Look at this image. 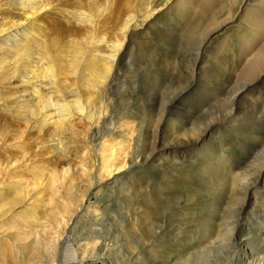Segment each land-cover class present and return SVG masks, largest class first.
Segmentation results:
<instances>
[{
	"label": "rangeland",
	"instance_id": "374dc122",
	"mask_svg": "<svg viewBox=\"0 0 264 264\" xmlns=\"http://www.w3.org/2000/svg\"><path fill=\"white\" fill-rule=\"evenodd\" d=\"M30 2L46 4L0 0V264H230L229 245L186 248L203 238L202 220L220 222L210 203L221 206L264 166V0H55L34 11ZM12 35L33 59L1 46ZM25 68L30 83L18 77ZM179 94L173 124L165 105ZM65 99L91 115L71 112L57 126L49 104ZM233 108L244 113L214 124L206 145L176 156L180 146L164 141L183 124L199 134ZM162 116L165 150L125 162L129 150L145 154L147 121ZM214 151L234 178L203 173ZM253 187L250 206L264 202V173ZM158 190L171 197L152 204ZM251 213L239 232L255 228L264 252V224Z\"/></svg>",
	"mask_w": 264,
	"mask_h": 264
},
{
	"label": "bare ground",
	"instance_id": "6f19581e",
	"mask_svg": "<svg viewBox=\"0 0 264 264\" xmlns=\"http://www.w3.org/2000/svg\"><path fill=\"white\" fill-rule=\"evenodd\" d=\"M55 1V0H52ZM51 0H45L46 4L45 5H41L38 8L41 9H45L49 6L50 3H52ZM24 5V4H23ZM25 9H29V10H35L38 9L37 6H35V3L30 2L29 4L25 3L24 5ZM255 17V16H254ZM255 20V18H254ZM258 21V20H257ZM260 21L263 22L264 24V20L261 19ZM259 23V22H258ZM21 22H16L13 23V26L17 27L19 25H21ZM258 25V24H257ZM256 26V24H255ZM259 27V26H258ZM38 39V38H37ZM255 40V39H254ZM39 41V40H38ZM259 44V43H258ZM3 48H11L14 49L15 51H18V56L23 59V60H27L30 61L31 59L34 58V55L31 54V52H29V49L26 47V44H22L20 42V39H18V37H15V35H12L10 37H7V39H5L4 44L1 45ZM39 50H41V52L39 53L40 55H42L44 58L49 56V51L47 46H45L44 44H40L39 45ZM114 57V56H113ZM110 58V60L108 61L109 65L107 69H111V63L115 60ZM257 59H259L257 61V63L259 64H263L264 63V46L261 49V51L258 53ZM256 61V60H255ZM3 62L6 61H2L0 63V71H4L5 69V63L3 64ZM76 71V70H75ZM107 71V70H106ZM110 71V70H108ZM259 71V69H258ZM264 71V69L262 70V72ZM261 72V73H262ZM109 74V73H108ZM260 75V74H259ZM20 81L22 83H30L32 81V79L34 78L32 76V72L29 71V69H24L21 71L20 75L18 76ZM103 78V76H101ZM107 77V76H106ZM106 77L104 76V79H106ZM100 80V78H99ZM163 86V85H162ZM161 85L159 87H157V89H152L153 91H160L161 89ZM94 91L96 92L97 90L99 91L98 87H94L93 88ZM96 89V90H95ZM75 90V89H74ZM37 92L34 91V94L31 93L32 97H35L38 93V90L36 89ZM73 91V90H71ZM77 91V90H75ZM162 91V90H161ZM189 92V91H188ZM74 93V92H73ZM76 93V92H75ZM70 94V93H68ZM155 94V93H154ZM66 97H68L66 94H64ZM181 94L175 96V98H171V100L166 103L165 105V112L167 111L168 116H169V122H173V124H175V122L177 121V118L179 119L180 116H182L179 113V110L176 106V99L180 96ZM91 99V98H90ZM152 104V103H151ZM50 106L54 107V110L56 114H58V118L55 119L56 120V125L57 126H61L62 123L64 122L63 120L65 118H67L66 114H69L71 112H74L76 114H80V115H86V114H90L89 110L87 109V107L84 105V103H82L79 99H77L76 101L74 100H67L65 99L63 102L61 103H54V102H50L49 104ZM153 105V104H152ZM91 109V108H90ZM182 109V108H181ZM203 110V109H202ZM201 111V110H199ZM198 111V112H199ZM88 112V113H87ZM182 112V111H180ZM192 112V111H191ZM242 110L238 111L235 110L234 108L230 111L227 112V116L225 118H221L218 119L217 121H212L210 124L207 125V128L204 129L203 131H200L199 134H195L194 136H189L186 135L188 128L190 125H192V123L189 124V126H185L184 124L182 125V127H178L179 129H171V133H167L165 135V139L164 141L167 142V144L171 145V146H180L179 148H177L176 150L174 149V153L176 154V156H179L180 154V149L181 148H189L190 146L192 147H196L201 143L202 146L206 145L205 143L207 142V137H208V132L212 131L213 129V125L218 123V122H222L227 120L226 118L229 117L228 119H230L229 121H235L236 118H233V116L237 113V115L242 114ZM188 113V112H187ZM193 113V112H192ZM191 113V115H192ZM244 113V112H243ZM249 113V112H248ZM93 114V113H92ZM185 114V113H184ZM91 115V114H90ZM164 115V114H163ZM250 115V114H249ZM248 115V116H249ZM89 116V115H87ZM165 116V115H164ZM185 116V115H184ZM50 117V116H49ZM100 117H97V120H99ZM151 118V117H150ZM196 117L192 118V122L195 120ZM232 118V119H231ZM96 119V117H95ZM190 119V118H189ZM149 120V119H148ZM153 120V118H152ZM150 120V121H152ZM246 120V119H245ZM100 121V120H99ZM148 122V128L149 129V135H148V139L150 142H147L146 144L148 145V147L146 148V150L144 151L145 154H140V152L137 154L134 150V152L132 150H129L128 152H126L124 157V161L126 162V158L127 160L129 158L133 157H138L143 160V161H149V159H154V156L156 155V153L158 154L159 152H162L165 150V148L167 147H162L160 144V141L162 138V134H161V128L162 126H164L167 122V118L165 117H160L157 122L154 124L153 126V122ZM184 121V119H183ZM256 121V120H255ZM246 122V121H245ZM249 122V121H248ZM98 123V121L96 122V124ZM243 123V122H242ZM145 124V123H144ZM65 125V122H64ZM146 125V124H145ZM247 125V124H246ZM220 126V125H219ZM248 126V125H247ZM145 128V127H144ZM216 128V127H215ZM248 129V127H247ZM245 130V127H244ZM252 130V129H251ZM258 130V129H257ZM261 130V129H260ZM258 130V132L260 131ZM147 132V131H146ZM145 132V133H146ZM243 132V131H242ZM247 132V130H246ZM245 133V132H244ZM243 133V134H244ZM255 133V132H254ZM264 133V132H263ZM143 135V134H142ZM256 135V134H254ZM146 136V135H145ZM251 137V136H250ZM146 138V137H145ZM246 138V137H245ZM260 138V137H259ZM252 139V138H249ZM262 139V138H261ZM148 141V140H147ZM254 141V140H253ZM211 142V141H210ZM219 143V142H218ZM257 144V143H256ZM210 146V145H209ZM260 147V146H259ZM134 148V147H133ZM164 150H163V149ZM206 148V147H204ZM257 148V147H255ZM130 149V148H129ZM193 149V148H192ZM210 149V148H209ZM157 150H159V152H156ZM207 150V149H206ZM215 150V149H214ZM255 150V149H254ZM217 151V150H216ZM258 152L261 151V149L257 150ZM116 153V152H115ZM210 153V152H208ZM212 153H210L211 156ZM253 155V154H252ZM259 155V154H258ZM175 156V158H177ZM207 156V155H206ZM225 154L224 153H213V155L211 156V160L210 162L208 161V163H205L206 165L203 166L201 164V167L199 165V167L201 169H205L203 170V173H214L216 176V180H224L227 176H231L232 178H234L237 175V168L234 166H230L227 167L225 162ZM254 156V155H253ZM256 156V154H255ZM231 159V158H230ZM209 160V159H208ZM229 160V159H228ZM124 162V163H125ZM132 162V161H131ZM123 163V164H124ZM229 163V162H228ZM128 164V163H127ZM126 165V164H125ZM230 165V164H229ZM198 167V168H199ZM116 168V167H115ZM121 166L118 168L120 169ZM195 168V167H194ZM113 169L114 168H110V170L108 171V175L110 176L113 173ZM250 172V171H249ZM248 173V171H247ZM264 173V166H262V168L260 170H258V173L256 175V177L254 178V181L252 182H247L244 184L243 186H238L237 184L235 185V188H232V191L229 192L228 198L225 199L223 201V203H221V206H219L218 208L216 207L215 204H213V202L210 203L209 207V212L210 211H214V213L217 211L220 219V222L218 224H211L209 222H207L206 220H202L201 223H203V230L204 233L203 238H201V240H198V243L196 244H191L186 248L187 251H189V256L191 254L196 253V251L194 252L195 249H202L203 248H207L209 247L212 243H222V245H224L223 247L225 248H229V246L233 249L234 251V256L233 258L230 260V264H264V252L258 250V245L256 242V237L258 238V236L260 237V234H256V229L255 228H250L249 230H247L245 233H240L239 232V225L240 222L242 221V215L247 214L249 211H252L251 214H249V217L252 220V225L253 226H258L259 224L263 223L264 224V202H260V203H254L253 206H250L249 204V196H250V192L251 190L254 188L253 185L257 184L259 182L260 176ZM243 175V174H242ZM249 177V176H248ZM252 177V175H251ZM214 179V177H213ZM219 182V181H218ZM222 182V181H221ZM239 183V182H238ZM234 185V184H233ZM241 185V184H240ZM216 189V188H215ZM226 190V189H225ZM164 191V190H163ZM161 190H158L157 192L158 195L152 199V204H154L156 201H163V203L165 201L169 200V196L168 194L163 192ZM219 194L217 196V198L219 196L222 195V190H218ZM167 192V191H166ZM157 194V193H156ZM225 195V194H224ZM151 196V195H150ZM220 198V197H219ZM149 201V200H148ZM150 202V201H149ZM148 202V203H149ZM216 203V202H214ZM220 203V202H219ZM101 204V203H100ZM151 204V205H152ZM218 205V204H217ZM99 206V205H98ZM150 206V205H149ZM148 206V207H149ZM98 210V208H96ZM247 211V213H246ZM99 212V211H98ZM212 213H210L211 215ZM100 215V214H99ZM214 215V214H213ZM247 216V215H246ZM215 219V218H214ZM259 219V221H258ZM198 220V219H197ZM199 220L201 221V219L199 218ZM217 220V219H216ZM250 220V219H249ZM213 222V221H212ZM198 224V223H197ZM200 225V224H198ZM196 225V226H198ZM201 225V227H202ZM219 226V227H218ZM155 227V226H154ZM158 229V228H157ZM165 242V241H164ZM206 243H209L210 245H206ZM260 243V242H259ZM229 245V246H228ZM222 247V246H221ZM222 247V248H223ZM210 248V247H209ZM230 249V248H229ZM199 250V251H200ZM166 251V250H165ZM181 251V250H180ZM194 252V253H193ZM201 252V251H200ZM172 255V254H171ZM170 256V255H169ZM177 256V255H176ZM180 256V255H179ZM177 256V257H179ZM180 258V257H179ZM178 258V260L180 261V259ZM182 258V257H181ZM183 259V258H182ZM164 261H166L164 259ZM165 264V262H164Z\"/></svg>",
	"mask_w": 264,
	"mask_h": 264
}]
</instances>
